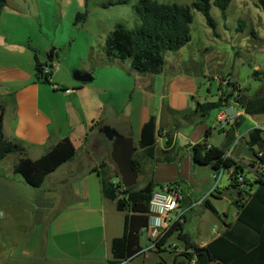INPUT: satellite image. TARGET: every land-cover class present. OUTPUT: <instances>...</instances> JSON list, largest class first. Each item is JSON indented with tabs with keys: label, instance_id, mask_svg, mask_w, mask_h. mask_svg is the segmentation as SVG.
<instances>
[{
	"label": "crops",
	"instance_id": "crops-1",
	"mask_svg": "<svg viewBox=\"0 0 264 264\" xmlns=\"http://www.w3.org/2000/svg\"><path fill=\"white\" fill-rule=\"evenodd\" d=\"M256 1V7L261 8L259 0ZM19 3L8 0L0 18V31L2 19L10 13L9 10L23 11L24 7ZM29 39L17 41L11 34L0 33L2 131L7 139L22 144L27 157L33 161L44 157L66 138L74 144L77 155L49 175L40 190L30 187L22 176L15 173V167L22 158L20 153H13L0 162V264H108L113 241L124 235L127 213L119 212L117 204L103 194L99 172L106 155L110 157L111 149L105 128L139 143L143 125L151 117H156L160 157L166 150L167 139L163 137L164 134H173L177 148L178 136L183 128L196 126V137L185 139L189 150L184 151V157L186 154L187 157H183L182 162L176 157L169 163L149 161L145 170L151 169V174L141 176L144 185L149 182L161 186L178 184L185 190L179 175L180 169H184L188 178L189 170L196 167L192 149L206 140L207 130L212 129L207 121L213 113L204 124L200 120L195 123L183 120L205 96L200 95L202 90L197 76L183 71L184 65L179 58L170 61L167 58L166 67L160 75H141L134 70L130 61L109 62L103 47L99 54L82 59V69L80 66L74 67L94 77L93 83H79L76 86L59 77L61 68H66V65L61 64L55 51L54 63L59 65V69L54 76V83L61 86L62 90H54L38 81L37 60L30 46L41 49L38 61L42 65L49 63L48 54ZM67 90H72V93L67 94ZM215 112L214 126L218 110ZM247 117L250 116L243 111L240 122L232 127V131L235 130L234 143ZM224 135L227 141V134ZM255 149L258 150L257 147ZM248 151L252 158L246 160L244 156H249ZM232 155L230 150L227 151V157L237 164L244 162L249 166L251 176L245 173V178L253 180L259 170V163L249 145L246 152L240 153L239 161ZM204 168L210 169L213 180L217 171L211 167ZM225 173L229 177L228 186L218 188L211 197L215 200L226 198L234 206L230 198L234 193L231 188V171L226 170ZM195 183L191 176V186ZM184 197L181 208L173 214L176 219L180 218V234L184 232L186 224L185 213L193 211L191 207L197 203H193L186 193ZM209 204L215 209L209 198L199 206H204L217 216L220 224L214 225L212 229L216 235H205L201 230L198 242L181 238L185 244L180 245L172 243L176 232L164 248L144 252L138 257L145 261L149 253L168 252L174 254L175 264L196 262V259L190 261L188 258L189 254L194 253L193 248L206 247L225 233L238 216L234 206L235 220L231 223L228 216L219 214L216 209L213 211ZM182 210L185 211L184 215H178ZM173 247L178 250L177 253L171 251Z\"/></svg>",
	"mask_w": 264,
	"mask_h": 264
},
{
	"label": "trees",
	"instance_id": "trees-1",
	"mask_svg": "<svg viewBox=\"0 0 264 264\" xmlns=\"http://www.w3.org/2000/svg\"><path fill=\"white\" fill-rule=\"evenodd\" d=\"M212 0H196L190 6L161 3L157 0H139L137 16L140 25L131 29L125 25H118L109 35L104 46V53L109 62L130 61L135 71L141 75H160L163 73L169 54L177 53L187 46L192 40L191 25L194 21L193 11L200 12L207 24L216 33V23L211 16ZM264 9V0H259ZM232 0H215L214 5L221 10L222 18L227 19V11ZM8 5V0H0V18ZM89 12L85 11L77 18V22H87ZM37 60V73L43 66L38 55L41 49L30 46ZM262 82L264 85V74ZM37 79L40 82V78ZM228 87L238 91V82L227 80ZM264 88V86H263ZM232 104L238 105L250 117L264 115V89L256 99L242 100L241 97L222 95L216 103L196 105L194 112L183 117L185 121L195 123L194 118H199L204 124L217 110ZM0 118V162L13 153H20L21 160L15 167V173L22 176L32 188L40 190L46 178L55 173L59 168L72 161L77 150L68 138L59 142L49 153L39 160L33 161L26 155L22 144L7 139L2 131ZM209 128L205 141L193 147V162L195 166L211 167L214 171L221 168L231 171V188L234 193L230 196L233 205L238 210L234 224L228 230L209 243L206 247L193 248L194 253L188 255L190 261L196 259V264H264V169L259 167L253 180L245 178L243 166L227 157V148L235 141V130L227 134L226 146L218 148L209 144L212 136ZM157 119L151 117L142 127L141 138L137 145V153L133 159V167L143 176L145 166L149 161L156 163H169L175 160V145L172 133L167 134L166 150L158 157ZM248 145L258 161L264 165V158H259L258 153L264 150V130L254 128L248 133ZM258 148L256 150L255 148ZM102 178L103 194L117 204L119 212L127 213L124 235L112 243V256L108 264H123L129 261L132 264L144 249L141 245L143 233L148 229L150 201L153 194L164 186L149 182L141 188L126 189L122 184L118 170L109 165H102L99 172ZM244 176L246 182L242 187L238 177ZM118 180V181H117ZM174 185V184H170ZM178 185V184H176ZM218 190V189H217ZM216 190V191H217ZM209 207L215 209L209 204ZM182 226L176 222L166 237L158 244V249L164 248L169 238L176 232H181Z\"/></svg>",
	"mask_w": 264,
	"mask_h": 264
},
{
	"label": "rangeland",
	"instance_id": "rangeland-1",
	"mask_svg": "<svg viewBox=\"0 0 264 264\" xmlns=\"http://www.w3.org/2000/svg\"><path fill=\"white\" fill-rule=\"evenodd\" d=\"M12 1L20 2L19 5L25 9L14 12L9 10L10 13L4 15L2 19L0 33L11 34L17 41L30 38L31 43L41 46L48 55L55 50L62 61L61 64L66 65V68H61L59 77L67 79L76 86H79V83L74 80L73 73L81 70H75L74 67L80 66L82 69L83 58L99 54L109 35L118 25H125L131 29L140 25L137 16L139 0ZM157 1L181 6H190L196 2V0ZM214 2L215 0L211 2V16L216 23V33L214 34V30L208 26L205 17L200 12L193 11L192 40L181 51L169 54L168 61L172 58H179L181 64L184 65L183 71L197 76L199 88L202 90L200 95L205 96L204 100H199L201 104L217 102L222 95L231 96L232 94H235V97L240 96L242 100L256 99L260 91L264 89L262 76L259 75L264 74V10L262 7H256V0H232L227 11V19L224 20L221 10L214 5ZM85 11L89 12L87 22H77L78 16ZM54 73H58L57 69ZM234 77L238 79L236 81L238 82L237 92L224 84V81L228 79L232 81ZM215 113L213 112L212 117L207 121V125L213 129V136L210 137L209 143L220 148L225 146L226 137L214 126ZM260 127L264 130V115L247 117L244 120L242 127L239 128L240 134L237 141L227 148V151L230 150L233 153L235 160L239 161L240 153L248 150V132ZM195 128L196 126L189 125L180 132L175 151L178 161L182 162L187 157V154L184 157V151L189 150V144L185 139L196 137L198 130ZM251 158L252 154L248 157L244 156L246 160ZM102 165H109L114 169L108 155L102 161L101 167ZM240 165L250 177L249 166L244 162ZM144 173L150 175L151 169L144 170ZM179 175L185 184V190L184 188L182 190L193 203L208 197L219 214H225L231 223L234 222L236 208L231 205L230 201L226 198L215 200L209 196L210 191L216 185L215 179L211 180L210 169L200 166L193 167L189 170L187 178V173L181 168ZM191 176L196 182L193 185L195 187L191 186ZM119 180L121 181V178ZM228 182L229 177L225 173L217 186L224 188L228 186ZM143 185L141 177L137 187L141 188ZM184 212L182 210L178 215ZM185 215L184 232L181 234L177 232L172 240L173 244L184 245L185 241L181 238H187L193 243L198 242L200 240L198 233L201 230L205 235L208 233L216 235L212 229L214 225L219 226L220 222L217 216L204 206L194 207L193 211ZM172 218L175 219V215ZM141 245L144 249L149 246L146 231L142 235ZM171 251L178 252L174 247ZM134 264H175V257L174 254L168 252L160 254L152 252L149 253L147 260L144 261L142 257H138L134 260Z\"/></svg>",
	"mask_w": 264,
	"mask_h": 264
},
{
	"label": "built area",
	"instance_id": "built-area-1",
	"mask_svg": "<svg viewBox=\"0 0 264 264\" xmlns=\"http://www.w3.org/2000/svg\"><path fill=\"white\" fill-rule=\"evenodd\" d=\"M59 69V65L53 63L49 65L43 66L41 72L37 73L38 78H40V82L45 85L50 86L54 90H62V87L54 83V70ZM225 84L228 81H224ZM67 94H71L72 90H67ZM241 117H243V110L236 104H232L228 107L222 108L218 110L215 124L219 130L227 131L232 129L237 123L240 122ZM251 131V130H250ZM249 131V132H250ZM248 132V133H249ZM167 137L166 134L163 136ZM243 139L240 138V140ZM259 158H264V150L258 153ZM259 167L264 169V165L261 161H258ZM226 170L221 168L219 171L215 173L214 179L216 182L215 187L210 191L209 196L215 194L218 189L217 184L222 180V176L225 174ZM239 184L243 187L246 180L244 176L240 175L238 177ZM208 197L204 198L202 201L195 203L194 208L204 203ZM184 192L179 185H167L162 189L156 191L152 199L150 201V213H149V225L146 232L149 237V246L144 249L138 256L142 255L144 252H149L151 250H157L158 244L166 237V235L170 232L171 227L176 223L180 222V218H172V215L176 213L182 206L184 202ZM190 210V209H189ZM184 215V214H183ZM129 261L123 263L128 264ZM192 264H196V262H192Z\"/></svg>",
	"mask_w": 264,
	"mask_h": 264
},
{
	"label": "water",
	"instance_id": "water-1",
	"mask_svg": "<svg viewBox=\"0 0 264 264\" xmlns=\"http://www.w3.org/2000/svg\"><path fill=\"white\" fill-rule=\"evenodd\" d=\"M54 55L55 50L47 56V60L50 64L54 63ZM73 78L80 84H91L94 81V77L91 74L82 71H74ZM237 80L238 79L234 77L232 82H236ZM104 132L111 142L110 162L118 170L121 184L126 189L137 187L140 184L141 176L133 167V159L137 153L136 141L110 128H105Z\"/></svg>",
	"mask_w": 264,
	"mask_h": 264
}]
</instances>
